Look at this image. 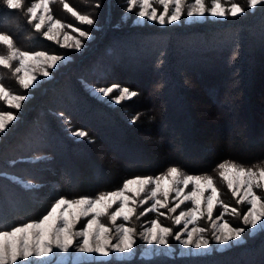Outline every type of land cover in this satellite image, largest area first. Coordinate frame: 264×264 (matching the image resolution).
Returning <instances> with one entry per match:
<instances>
[{"label":"trees","instance_id":"trees-1","mask_svg":"<svg viewBox=\"0 0 264 264\" xmlns=\"http://www.w3.org/2000/svg\"><path fill=\"white\" fill-rule=\"evenodd\" d=\"M31 1L22 0V9L14 11L0 0V34L10 35L22 50L50 52L51 42L35 32L34 22L27 23ZM63 3L94 18L87 30L95 37L70 64L32 89L15 111L19 118L0 135V173L35 185L0 175V219L18 226L46 214L61 196L94 197L173 165L186 174L214 176L221 162L249 167L264 160V152L239 157L229 149L228 137L233 115L236 129L241 116L254 126L264 117V6L236 18L161 26L136 23L134 11L124 12L125 0H53L52 8L59 11L55 5ZM234 52L238 56L232 59ZM9 83L13 91L19 88L16 81ZM113 85L139 94L120 104L92 94V88ZM77 131L87 135L71 134ZM175 147L182 158L172 156ZM44 195L41 205L34 203ZM78 264H264V232L245 234L238 246L210 255L136 253Z\"/></svg>","mask_w":264,"mask_h":264},{"label":"snow or ice","instance_id":"snow-or-ice-1","mask_svg":"<svg viewBox=\"0 0 264 264\" xmlns=\"http://www.w3.org/2000/svg\"><path fill=\"white\" fill-rule=\"evenodd\" d=\"M3 6L7 10L19 11L22 9V0H2ZM125 14L135 10L137 20L155 22L163 26L171 25L185 18H205L210 16L213 19H226L229 16L236 18L254 11L258 6H264V0H247V5H243L239 0L226 4L224 0H125ZM159 8H158V6ZM63 7L75 17L80 24L93 26L95 21L90 15L80 14L74 11L67 3ZM97 2L95 8H99ZM162 9V10H161ZM27 23L34 24L36 33H41L49 41H57V36L53 34V29L63 28L61 20L54 19L50 14L49 0H36L27 7ZM39 12V14H38ZM48 13L47 15H45ZM123 19V16H122ZM47 24V30L41 31ZM72 27V25H68ZM85 40L91 38L90 31L81 30L76 27L72 29ZM68 38V37H66ZM74 45H61V47H72L80 50L83 41L74 38ZM0 45L7 49L6 54H0V67L8 69L15 78L20 89L28 90L34 88L39 83L35 73L37 67L41 70L43 77H49L50 69L57 68L59 63L69 59L67 55L50 54L44 50H21L14 45L12 37L8 34H0ZM238 56L234 52L232 59ZM114 90H118L119 95L109 100L108 103L120 104L122 101L131 100L139 93L129 87L113 85L110 87L93 88L92 94L103 100ZM27 94H16L3 83L0 76V101L5 102L8 108L20 110L22 102L29 99ZM139 113L129 120L134 124L139 118ZM19 117L9 110H0V133H4L13 121ZM74 136L85 137L84 131L71 133ZM219 176L226 182L227 188L231 191L237 204H247V211L242 215L244 227H234L228 221L222 220V212L211 228L213 239L221 249L231 246H238L244 239L246 229L255 233L256 229L264 232V196L259 192H264V160L257 161L256 164L245 167L236 162H221L218 164ZM0 175H7L0 173ZM17 182H19L17 180ZM25 187H35L34 184H25ZM189 186L191 190L188 191ZM207 193V195H206ZM144 199H138L141 195ZM162 197V198H161ZM170 197L174 206L169 207ZM152 203L140 215H145L149 211L157 212L158 215L166 216L167 213L160 212V209H167L168 213H176L185 202H191L192 207L186 211H180L173 217V224L179 226L183 224L180 231L173 232V229L163 226L158 219H153L150 226L145 227L140 235L149 245L169 246V236L180 242L185 248H189L187 255L195 253L200 255H210L212 253L211 242L205 238L207 231L203 227H192L204 215L209 220L213 218V211L219 203L225 210L230 206L220 200V193L214 184L211 175L184 174L178 166H170L164 173L153 176H137L123 181L122 187L97 194L95 198L87 196L68 199L63 196L57 198L40 218L28 221L19 226L9 225L0 219V264H64L69 257L75 259L74 253H84L88 255H98L109 257L114 252L125 253L133 249L134 233L136 230L128 223L136 214V206L139 204ZM178 200L179 202H176ZM114 208L113 211H110ZM231 212L240 215L237 208H231ZM107 216L111 225L115 226L117 233L116 242H112V227L102 222V217ZM90 217V218H88ZM82 218H88L84 226L76 229L75 225ZM122 222L117 224V221ZM194 233L198 235L194 237ZM79 237V239H77ZM194 250V251H193Z\"/></svg>","mask_w":264,"mask_h":264},{"label":"rangeland","instance_id":"rangeland-1","mask_svg":"<svg viewBox=\"0 0 264 264\" xmlns=\"http://www.w3.org/2000/svg\"><path fill=\"white\" fill-rule=\"evenodd\" d=\"M34 2H36V0H32L30 2V6ZM224 2L226 4H230L231 2H235V0H224ZM207 3H208V0H206V4ZM185 4H186V6L188 5V0H185ZM52 5H53V0H49L50 14L53 15L54 19L61 20V22L64 25V27L60 28L58 26L57 28L53 29V34L57 36V39H58L59 43H57V41H50L53 44L50 43L52 48L50 49V52L49 51L48 52L50 54L67 55L69 57V59H66L63 62L59 63V66L57 68L50 69L49 70L50 71L49 77H43L41 75L40 68L37 67L35 69V73L38 76L39 83H41L44 80L51 79V77L54 75V73H55V71L57 69L64 68L65 66L70 64L73 61V58L75 57V55L79 54L82 51L83 45H85L86 42L91 41L95 37L94 36L95 32H92L93 29L91 28L90 30H87L88 29L87 25L80 24L78 21H76L75 17H73L72 14L70 12H68L67 9H65L63 7V5L62 6H60L58 4L55 5L56 8L58 7L59 11L57 9H53ZM69 7H71V6H69ZM158 8H159V6H158ZM134 12H135V10H134ZM38 14H39V12H38ZM47 14L48 13H46L45 15H47ZM126 18H127V15L126 16L124 15L123 19H126ZM205 19H213V18L210 17V16H206L205 18H185V17H182L181 21L175 22L173 24H182L183 22L184 23H191V22H195V21H202V20H205ZM134 21L136 23H155V22L137 20L136 16L134 18ZM33 22L35 24L38 21H33ZM156 24H158V23H156ZM68 25H72V27H68ZM165 25H167V24H165ZM76 27L80 28L81 30L90 31L91 38L88 39V40H85L83 37H79V34L72 30L73 28H76ZM46 30H47V24L45 25V28L42 29L41 31L43 32V31H46ZM38 34H39V36L42 39H46L41 33H38ZM66 37H68V38H66ZM74 38H79V39H81L83 41V45H82V48L80 50H76L74 46H72V47H61V45H74V43H75V39ZM15 46L20 48L17 44ZM6 53H7L6 47L3 46V45H0V54H6ZM0 76L3 77V83L9 89H11L12 86H10L9 81H16L15 78L12 76L11 72L8 69H3L2 67H0ZM38 84H36V86ZM16 86H19L17 84V82H16ZM32 89L33 88H30L28 90H22L19 87L16 91H13L12 89L11 90L14 93H16V94H27L28 96H30L31 92H32ZM96 89H99V88H96ZM118 95H119L118 90H114L112 93L109 94L108 98H110L112 100L114 97H116ZM24 102H22V104ZM0 110H9V111H13L15 113V111H20L21 109L20 110H16V109L8 108L5 105V102L0 101ZM239 112H240V110H239ZM258 112H263V110L261 109ZM228 119H229V117H228ZM232 119H234V120H231L232 128L229 129V131H228V137H231V141H230L231 142L230 143L231 147H229V149L232 150L233 152H237L239 154V157L240 156H242V157L244 156V158H248V157L251 158V157L259 156V155L263 154V152H264V117H258V120L256 119L258 121V123L254 126L252 124V122H250L249 118L241 116L239 118V129L235 128L236 127V117L234 115H233ZM10 125H12V124H10ZM1 134L2 133H0V135ZM175 149L174 150L171 149L172 150L171 151L172 156H174L175 159L182 158L179 154L180 153L183 154V153L178 150V147H175ZM8 157H9L8 161L10 163H13V159H12L11 155L8 156ZM188 162H189V164L197 163L195 161H188ZM227 162H229V161H227ZM219 171L214 176H212L213 179H214V184L219 190L220 200L221 199H227V200L229 199L228 200L229 202H226L225 200H223L225 202V203L224 202L223 203L229 205L230 207L227 210H225L218 203L216 208L213 211L212 220H209L207 218L206 208H205L204 209L205 215L201 219H199L195 225H189V230L192 227H203V228H205L207 230L204 233V236H205V238H207L211 242L212 251L221 247L213 239V231H212V228H211L212 223L214 221L216 223H220V222H222V220H226L234 227H244V225L242 224V215H243V213L241 214L240 211H242V209H244V208L247 211V208H248L247 204H237V199L238 198H234L232 196L231 191L227 188L226 182L219 176ZM184 174H186V173H184ZM194 175H197V174H194ZM3 176L8 177V179H10V181L13 182V183H17V184L20 183L22 186H24L25 184H29V183L33 184L31 181L30 182L26 181V180L22 179L19 176H15V175H11V174H7V175H3ZM141 177H143V176H141ZM153 177H155V176H153ZM17 180L19 182H17ZM51 185L53 187H55V184L51 183ZM190 190H191V186H189L188 191H190ZM259 194L264 196V192H259ZM206 195H207V193H206ZM95 197L96 196L90 197V198H95ZM44 198H45V195L41 196V197H38V198H36L34 200V203H37L38 205H41L43 203V201H44ZM144 198H145V195L142 194L138 199H144ZM171 201H172V197H170L169 207L174 206ZM176 202H179V201L176 200ZM151 203H152V201L149 200L148 203L143 204L142 206H140L138 204L136 206V214L131 218L130 222L128 223V226H130V227H132V228H134L136 230V232L134 233V236H133L135 243L133 245V249H132L131 252H125L123 254L114 252L109 257H101V256H98V255H95V254L88 255V254H84V253H74L75 259H73L72 257H69V258H67L65 260L64 264H78V263H82V262L105 261V260H108L110 258L129 259L130 257H132L136 253L139 256L144 257V258H151V257H154V256H158V257L159 256L173 257V256L187 255V253L189 252V248H185L180 242L176 241L174 239V236H169L168 237L169 246L165 247V246L155 245V244L149 245L147 243V241L145 239H143V237L140 235V233H142L144 231L145 227L150 226V222L153 219H158L159 222L163 226H167V227L172 228L174 233L176 231H180L183 228V224H181L179 226H175L173 224V217L175 215H178L180 211H186V210L190 209L192 207L191 202H185L184 204H182L180 206V208L177 209L176 213H168L167 209H160L159 210L160 212L167 213L166 216L158 215L157 212H153V211H149L145 215H140V213H143L145 209L150 207ZM233 207L238 209L240 215H237V214H234V213L231 212V208H233ZM113 210H114V208L112 210H110V211H113ZM222 212L224 213L222 220H216V218L219 217ZM27 213H29V211H27ZM217 213H219V214H217ZM33 214H36V213H33ZM88 218H90V217H88ZM88 218H82L80 220V222L75 225V228L76 229L82 228L84 226V224L86 223V220ZM101 219H102L103 223H105V224L109 225V227L113 228V231H112V233L110 235L112 236V242L115 243L116 242V236H117V233L115 231V226L110 224L109 218L107 216L102 217ZM32 221H34V220H32ZM121 222H122L121 220H118L117 224H119ZM24 223H26V222H24ZM258 230H260V229L259 228L256 229V232ZM255 233H251L249 229H246V232H245V234H248V235H253ZM197 235H198L197 233H194V237L197 236ZM77 239H79V237H77ZM242 242H243V240L240 243H242ZM221 250H224V249H221ZM193 255H200V254L195 253V251H194ZM57 264H59V262H57Z\"/></svg>","mask_w":264,"mask_h":264}]
</instances>
